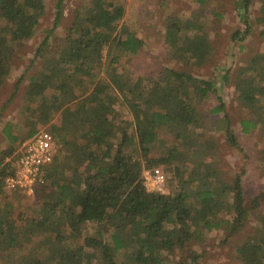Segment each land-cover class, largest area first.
<instances>
[{
  "label": "trees",
  "instance_id": "16d2710c",
  "mask_svg": "<svg viewBox=\"0 0 264 264\" xmlns=\"http://www.w3.org/2000/svg\"><path fill=\"white\" fill-rule=\"evenodd\" d=\"M64 1L57 0L53 25L29 64L38 63L39 69L24 94L28 130L19 136L13 125L5 129L9 142L21 144L37 132V124H48L60 111V122L47 131L61 148L46 169L47 182L35 192L40 202L28 208L33 213L25 225L18 226L22 215L14 217L12 206L0 207V262L200 264L202 254L190 244L223 226L233 235L252 215L257 229L239 243L237 258L240 264H264V191L247 202L244 171L227 182L221 148L200 131L203 107L216 94L213 83L195 77L190 67L166 70L156 79L133 76L127 63L144 42L129 31L125 6L117 0H91L76 8L64 37H58ZM210 1L191 0L198 10L187 18L166 17L164 39L174 59L210 65L213 46L206 28L221 16L213 8L214 19L203 18L199 7L207 9ZM252 2L233 1L244 29L232 33V43L251 34ZM45 12L44 0H0V91L18 60V47L33 37ZM255 22L264 39V0ZM222 77L232 83L246 113L243 133L257 130L264 146V52L229 66ZM119 102L130 119L115 113ZM79 104L85 111L74 109ZM223 110L220 102L210 112ZM76 136L79 141L69 140ZM226 140L238 147L230 127ZM12 151L11 146L0 154V164ZM157 159L172 168L169 194L148 192L143 184V170L155 168ZM9 168L7 163L0 169L2 185ZM90 223H96L97 238L83 235Z\"/></svg>",
  "mask_w": 264,
  "mask_h": 264
},
{
  "label": "rangeland",
  "instance_id": "374dc122",
  "mask_svg": "<svg viewBox=\"0 0 264 264\" xmlns=\"http://www.w3.org/2000/svg\"><path fill=\"white\" fill-rule=\"evenodd\" d=\"M90 1L65 0L63 2V17L55 31L58 37H64L66 28L73 21L74 10ZM117 1L122 2L125 6L126 12L123 21L128 26L129 31L144 42L141 52L127 63L128 71L133 76L156 79L158 76L161 77L166 70L185 71V68L190 67L189 72L195 77L212 82L216 94L203 107L205 120L200 131L212 136L221 148V158L224 161L222 167L226 172L227 182H230L235 174L244 171L242 184L247 202L250 198L258 195L260 191H264V146L260 140V135L257 130L253 129L248 133H243L240 122L245 118L246 113L237 102L232 83L230 81L224 83L222 77L224 70L228 69L229 66L234 68L242 64L250 55L256 52H264V39L259 36L260 29L255 22L259 16V0H253L248 11L252 31L242 43L231 42L232 33L244 29V24L238 17V9L234 6V0H211L207 9L199 7L201 8L199 12L203 18L209 21L214 19L211 13L213 8L216 9L215 12L221 14L215 22L209 23L206 28L213 46V56L209 60L210 65L203 64L200 66H192L184 60L174 59L164 39V21L169 14L175 13L187 18L198 10L191 0ZM44 2L46 12L39 20L33 37L18 47V60L13 65L10 78L0 91V154L7 152L11 146L13 148L11 154L0 164L1 170H3L4 165L13 160L15 152L20 146L19 141L9 142L5 129L9 131V125H13V133L19 136L28 130L29 122L28 115L24 111V94L29 77L39 69L38 63L33 67H30L29 64L34 57L35 50L46 36V32L53 25L57 0H44ZM19 78L22 80L15 89V84ZM220 102L223 103L224 110L217 114L211 113L210 109L218 106ZM86 107L89 108L90 106ZM74 109L78 112L85 111L82 104L77 105ZM114 109L117 115L123 114L124 118H131L130 112L124 104L119 102ZM58 114L46 125L37 124V131L47 130L53 123L58 124L60 122ZM227 127L232 128L237 136V148L232 147L226 140ZM69 140L77 142L79 138L76 136ZM151 156H155L154 153ZM155 166L164 172L166 178H171L172 168H169L168 164L157 159ZM166 185L167 194H169L171 184ZM39 202V197L36 195L28 197L18 192L5 191L0 177V207L7 203L12 206L14 217L18 214L22 215V218L17 220L18 226L20 224L25 225V219L32 217L33 213V209L28 208L34 204H39ZM95 224L90 223L83 227L85 237L97 238ZM99 227L100 230L104 229V225ZM256 229L257 221L250 215L242 228L233 235H229V227L223 226L208 234L202 242H195L190 245L193 250L202 254L200 264H240L236 253L237 247L239 243L247 241ZM0 264L7 263L0 262Z\"/></svg>",
  "mask_w": 264,
  "mask_h": 264
},
{
  "label": "built area",
  "instance_id": "2783aa9c",
  "mask_svg": "<svg viewBox=\"0 0 264 264\" xmlns=\"http://www.w3.org/2000/svg\"><path fill=\"white\" fill-rule=\"evenodd\" d=\"M60 145L47 130H39L20 144L9 162V174L4 178L7 192H18L33 197L46 182V169L58 155ZM143 184L148 192L167 194V178L158 168L143 170Z\"/></svg>",
  "mask_w": 264,
  "mask_h": 264
}]
</instances>
